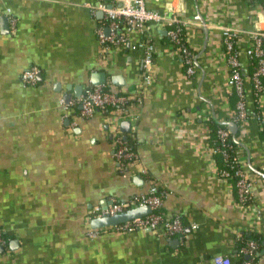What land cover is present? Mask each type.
Instances as JSON below:
<instances>
[{"label":"crops","instance_id":"1","mask_svg":"<svg viewBox=\"0 0 264 264\" xmlns=\"http://www.w3.org/2000/svg\"><path fill=\"white\" fill-rule=\"evenodd\" d=\"M118 1L0 0V264H214L215 256L241 264L242 233L260 235L252 260L264 264V126L249 118L237 125L239 143L232 141L260 211L255 215L211 174L204 119L222 125L235 110L219 26L242 31L237 47L249 72L244 44L260 24V8L246 0H146L148 9L186 22L195 73L186 76L164 27L149 24L144 39L154 53L145 88L141 35L123 30L124 45L108 48L97 38L105 23L97 4ZM30 67L41 72L32 86L20 80ZM94 73H103L102 85L114 93H141L140 104L129 108L128 132L110 110L81 118L78 106L59 104L78 98ZM246 87L249 108L264 118V89L255 104ZM116 135L130 139L136 155L124 172L112 155ZM150 185L166 192L161 213L179 216L182 234L88 237L93 208L144 194Z\"/></svg>","mask_w":264,"mask_h":264},{"label":"built area","instance_id":"2","mask_svg":"<svg viewBox=\"0 0 264 264\" xmlns=\"http://www.w3.org/2000/svg\"><path fill=\"white\" fill-rule=\"evenodd\" d=\"M122 7L117 8L107 6L100 2L97 8L104 14L105 23L98 28L97 38L99 44L104 47L112 45L121 46L126 42V34L123 30L131 33L141 35L142 42L140 47L143 52L142 57V78L143 84L146 88L151 85L150 66L152 63V56L154 48L150 42L144 39L147 36L149 24H157L164 27L167 40L171 48L176 49L181 56L184 71L188 78L194 76L195 69L193 66V54L186 45L184 38V27L186 22L180 20L171 11L159 13L150 10L146 7V0H121ZM250 6L260 8L259 22L247 32L248 38L244 44V55L247 62L249 72L245 71L237 47V39L242 33L241 30L233 28L228 24H221L219 26L221 38V54L225 58L228 67V94L235 98V110L231 119L232 123L239 125L249 118H254L259 123L260 127L264 126V118L256 110V107L249 108L247 104V85L249 92L253 97V102L257 104L260 99L261 92L264 89V6L257 2L251 3V0H246ZM6 18L10 25V31H14V18L10 16V10H6ZM263 26H260V25ZM202 26V25H201ZM40 70L37 67H30L24 71L20 80L24 84L34 85L37 77L40 75ZM141 93L137 96H128L114 93L107 90L103 85L88 84L81 95L75 100L64 97L59 100V104L64 109H72L78 106V115L81 118H91L97 112L111 111L118 123L123 121H130L131 115L129 108L132 104H140ZM209 122L210 118H204ZM218 128L216 130L215 140L209 141V151L211 154L210 171L213 177L226 183L229 188L234 189L237 196V203L240 207L248 208L253 211L255 215H259L260 211L254 206L251 194V183L247 177L245 169L241 166V158L233 151L231 154V144L229 138L231 135L229 129ZM232 140V139H231ZM233 141V140H232ZM112 155L118 169L124 172L127 166L136 160L135 153L127 146L122 135H116L112 139ZM219 155L224 168H219L215 155ZM165 193L160 192L155 185H150L147 192L133 196L125 201H112L109 205L104 207H95L91 212L90 219L98 217H112L121 214L127 210L148 207L150 214L131 219L124 223L111 226L105 229H90L88 237L91 239L97 238L101 233L114 234H128L136 231L161 232L166 238H174L182 234L183 223L179 216L166 217L160 212ZM0 243L3 239L0 236ZM256 251V244L254 242H247L246 246L240 250L249 258L241 264H254L252 257ZM214 264H230L228 257L215 256L212 258Z\"/></svg>","mask_w":264,"mask_h":264},{"label":"water","instance_id":"3","mask_svg":"<svg viewBox=\"0 0 264 264\" xmlns=\"http://www.w3.org/2000/svg\"><path fill=\"white\" fill-rule=\"evenodd\" d=\"M122 7V1H118V6L117 8ZM203 24V25H202ZM201 25L204 26L205 24L202 23ZM39 78V76L37 77ZM105 82V77L103 73H94L90 75V81L89 83L91 85H102ZM222 125H226L229 129L231 139L238 144L239 142L235 138V132L237 130V125L232 122H223ZM120 127H122L123 132H128L130 128V123L129 121H123L120 123ZM124 127V128H123ZM150 210L148 207H138L134 209L127 210L121 214H117L112 217H98V218H93L89 222L90 228L91 229H103V228H109L111 226H115L121 223H124L126 221H129L134 218L138 217H143L148 214H150Z\"/></svg>","mask_w":264,"mask_h":264},{"label":"trees","instance_id":"4","mask_svg":"<svg viewBox=\"0 0 264 264\" xmlns=\"http://www.w3.org/2000/svg\"><path fill=\"white\" fill-rule=\"evenodd\" d=\"M253 2H257L259 3L261 6H264V0H251V3ZM208 127H209V131H210V140H215V135H216V130L218 128H226L225 126L223 125H217L213 120H209L208 122ZM127 146L134 152V146L133 144L130 142V139L126 138L125 140ZM229 142L231 144V154L233 153V151H235V144L232 142V140L229 138ZM214 158L217 160V163H218V167L219 168H224L225 167V164H223L221 158L219 157V155H215ZM158 190L160 192H163L165 193L166 195V192L163 191L162 189H159ZM160 212H161V209H160ZM1 238H2V235L0 234ZM3 239V238H2ZM237 253H238V256L240 257L239 259L241 260L240 263L246 261V260H249L247 257H245L244 254H241L240 253V250L246 246V243L247 242H254L256 244V250H258V247H259V244L261 242V237L260 235H256V234H250V233H242L241 236L239 237V239L237 240ZM254 255V254H253Z\"/></svg>","mask_w":264,"mask_h":264}]
</instances>
